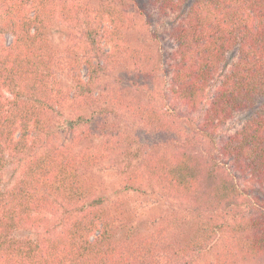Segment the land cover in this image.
<instances>
[{"label":"trees","instance_id":"obj_1","mask_svg":"<svg viewBox=\"0 0 264 264\" xmlns=\"http://www.w3.org/2000/svg\"><path fill=\"white\" fill-rule=\"evenodd\" d=\"M150 2L174 17L164 111L128 102L121 91L104 105L92 88L107 65L139 58L126 39L142 9L106 5L92 14L86 0H0V36H12L0 43V264H264V0ZM55 17L80 22L97 57L85 60L86 80L71 74L68 98L54 71ZM105 17L110 29L101 27ZM107 33L112 47L103 53ZM75 100L77 109L93 111L65 120V146L52 114ZM115 108L173 133L162 142L171 152L144 158L139 172L179 200L183 215L165 227L156 216L137 221L120 205L111 209L97 194L93 165L118 148L109 136L118 129ZM243 113L240 125L225 131ZM179 122L189 129L182 137ZM80 125L86 129L77 133ZM94 136L107 137L86 144ZM13 158L19 173L6 186ZM132 173L123 186L138 190L140 176ZM210 249L214 258L198 262Z\"/></svg>","mask_w":264,"mask_h":264},{"label":"rangeland","instance_id":"obj_2","mask_svg":"<svg viewBox=\"0 0 264 264\" xmlns=\"http://www.w3.org/2000/svg\"><path fill=\"white\" fill-rule=\"evenodd\" d=\"M86 2L91 7L92 14L96 9H102L106 5L119 8L123 5L125 7L129 5L130 8H133V13L142 9V13L134 14V21L127 30L126 39L129 47L140 50L139 58L122 59L121 63L115 66L107 65L92 84L95 95L101 96L102 103L106 105L105 96L113 91H121L128 102L154 106L164 111L167 108V100L163 96L170 77L167 60L175 47L169 36L174 17L159 12L155 3L150 2V0H86ZM81 3L83 4V1ZM101 27L110 29L111 26L107 17L103 19ZM49 31L53 48L58 56L54 71L59 77L65 98H68L74 94V79L72 76L71 83V74L86 80L85 60L91 59L93 63H96L97 57L94 56L82 35L80 22L64 21L55 17L51 22ZM11 40L10 34L0 36L1 44H8ZM99 45L103 53L111 50L112 44L108 33L100 37ZM99 62L100 65H105L102 58ZM114 110L118 115L115 118L118 129H115V132L109 136L118 142V148L107 150L103 154L105 157L93 165L94 176L97 180V194L108 199L111 209L115 205H120L122 209L132 211V218L137 221H147L156 216L157 225L165 227L166 220L170 217L183 215L179 200H176L175 197L164 196V192L155 187L153 183L143 179L139 172L142 170L141 161L144 158L150 155H153V158L157 154H169L171 152L170 147L169 152H166L167 145L162 142L165 141V138L172 137L173 133L170 130L166 133L156 131L151 126L143 124L141 120L132 117L126 109L115 108ZM59 111L61 112L59 115L52 114V125L55 126L57 140L64 143L65 146H69L71 131L67 125L64 126L65 120L74 118L79 114L89 117L93 108L77 109L75 100L72 101V106L67 101L66 106L59 108ZM247 115L248 113L236 115L231 122L227 123L225 131L236 129ZM178 124L181 127L179 136L182 137L183 132L188 133L189 129L186 128L187 124L185 123L179 122ZM85 129L86 127L80 125L76 127V132ZM109 130L113 129L109 128ZM106 137L98 139L94 136L92 142L86 144L94 145L99 140H106ZM81 145L85 146L83 143ZM193 150L200 154L198 146ZM19 167L17 158H13L4 168L3 182L6 186L15 181ZM132 170L136 172L135 175L140 176V180L136 184V187H139L138 190H127L123 186L127 178L134 175ZM221 243L222 240L219 241V244ZM215 252V249L205 251L198 262L212 260Z\"/></svg>","mask_w":264,"mask_h":264}]
</instances>
